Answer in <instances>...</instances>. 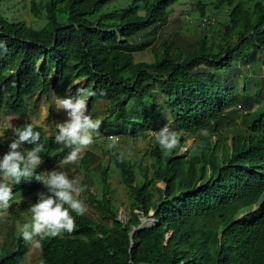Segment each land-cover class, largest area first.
Returning <instances> with one entry per match:
<instances>
[{
  "label": "trees",
  "instance_id": "obj_1",
  "mask_svg": "<svg viewBox=\"0 0 264 264\" xmlns=\"http://www.w3.org/2000/svg\"><path fill=\"white\" fill-rule=\"evenodd\" d=\"M111 1L41 0L44 24L40 28L10 21L0 11V41L5 44L0 48V110L23 111L26 98L36 91L48 100L51 89L56 96L67 97L69 85L84 79V87H75L73 93L91 89L96 93L89 97L91 101L107 103L103 114L111 133L134 134L139 128L160 127L168 115L180 134L178 146L170 152L153 140L152 175L163 184L156 201L148 189L147 169L138 183L130 162L114 151V166L131 201L127 222L118 221L112 210L108 175L103 169L100 198L83 186L100 220L71 212L76 224L72 233L37 238L42 263L264 264V98L257 97L255 84L247 86L244 80L243 95L253 94L258 104L255 110L237 115L233 110L236 87L218 83L215 75L228 70L237 57L252 63L254 77L249 80L258 82L256 65L249 56L251 49H264V5L256 2L248 12L237 0H216L214 9L230 8L225 35L235 38L232 43L226 39L227 46L217 53L205 38L188 54L171 56L168 47L161 54L154 49V61L146 63L134 62L124 45L163 22L167 8L178 0H151L142 14L138 3L145 0H132L118 13L90 20ZM36 8L32 3V12ZM203 9L200 6L202 13ZM59 16H64V23ZM199 68L207 71H197ZM51 75L57 78L53 84L48 81ZM37 106L33 102V111ZM236 118L243 131L233 135L227 145L220 133ZM4 123L12 137L24 125L16 115L6 116ZM33 126L45 144L36 169L42 174L71 149L62 150L54 137L46 139L41 126ZM183 134L215 136L216 143L202 144L198 155L180 157ZM24 147L30 150L34 145ZM93 161L90 153L80 159L87 177ZM20 190L50 194L35 178L13 187L14 193ZM255 206L258 208L253 210ZM151 212L154 223L130 236L141 224L140 215L148 217ZM26 250L19 236L13 249L1 248L0 264H18Z\"/></svg>",
  "mask_w": 264,
  "mask_h": 264
},
{
  "label": "rangeland",
  "instance_id": "obj_2",
  "mask_svg": "<svg viewBox=\"0 0 264 264\" xmlns=\"http://www.w3.org/2000/svg\"><path fill=\"white\" fill-rule=\"evenodd\" d=\"M131 1L113 0L92 16L90 20L95 22L102 15L112 12L118 13L128 6ZM150 1L145 0L138 3L141 14L144 7ZM215 1L178 0L167 8V16L163 22H159L157 25L146 29L128 40L124 45V49L132 55L134 62L149 63L154 61L152 51L154 49L161 54V51L168 47L171 56H175L178 53L188 54L196 49L199 42L205 38L207 45L211 46L213 51L217 53L219 48L227 46L225 45L227 42L225 27L229 25L230 8L224 6L220 9H214L213 3ZM236 2L240 3L244 10L248 12L252 11L256 2L264 5V0H237ZM32 3H35L37 6L35 12H32ZM200 6L204 7L203 13L200 10ZM0 11L10 21H22L33 28H40L44 24L41 0H0ZM203 17L214 19V24L203 26L201 24ZM59 22H65L64 16H59ZM227 40L228 43H232L235 38ZM121 41L122 39L119 37V42ZM251 51L252 53L249 57H251L250 60L253 57L256 65L258 82L253 79L249 80V78L254 77L251 71L253 65L242 58L234 57L228 70L215 73L218 83L236 87L237 94L235 95L233 110L237 115L255 110L258 104L253 94L243 95L242 87L244 80H247V86L255 84L258 88L257 97L260 99L264 98V49L256 51L251 49ZM251 51L249 50L245 54L248 55ZM197 71H207V69L199 68ZM56 79L55 75H51L48 81L53 84ZM84 84V79L75 80L67 88L66 96H75L73 93L74 88H83ZM251 88V91L254 92L255 88ZM39 93L40 91H36L32 97L26 98V107L23 111L15 112L6 107L0 110V155H3L8 150V144L14 139V137L7 134L4 123L6 116L16 115L24 124L41 126L45 131L46 139L55 136L56 124L63 123L68 119L66 111L62 108L58 109V99L60 97L56 96L52 89L49 92L50 100L47 99L46 95L40 97ZM35 101L38 103L36 112L33 111L32 107ZM106 106V102L98 99L91 101L88 97V114L102 122L98 134L94 136L93 144L82 150L77 162L65 163L64 157H62L58 162L46 166L42 174L53 170L65 171L68 173L69 178H78L87 192L96 198H100L102 187L101 172L105 169L110 185L111 195L109 199L112 210L116 212L117 220L125 223L129 217L131 201L128 189L121 182L119 170L114 166L112 158L114 151H118L123 158L130 162L138 183L142 181L144 169H147L148 189L152 200L156 201L160 196L158 190L162 189L163 184L155 180L152 175L151 165L154 161L150 158V151L153 148V140H155L154 133L167 125L176 132L177 136H180V134L174 129L169 116L166 115L164 124L160 127L151 129L139 128L134 134H130L127 131L124 134L115 135L111 133L105 124L108 121L103 114ZM242 131L240 118H236L234 124H230L224 128L220 135L221 138L225 139L226 144L230 145L232 136L240 134ZM182 136L185 138V143L178 153L180 157L198 155L202 144L208 143L213 146L216 143L215 136L190 137L184 134ZM114 137L118 138V143L114 147L109 148L108 144ZM86 153H90L94 159L89 177L85 176L80 166V159ZM41 185L44 184L41 182ZM41 193L45 196L50 195L41 190H20L15 192L16 198L11 202L10 208L8 210H0V250L1 248L13 249L15 247L17 238L21 236L19 232L21 225L31 219L28 208L38 201ZM79 198L83 199L87 205L84 214L94 220H100L96 207L90 202L85 191L79 194ZM257 208L258 206H255L253 210ZM139 218L142 219L141 216ZM23 243L27 250L25 255L18 261V264H43L39 246H37L36 242L29 243L23 240Z\"/></svg>",
  "mask_w": 264,
  "mask_h": 264
},
{
  "label": "clouds",
  "instance_id": "obj_3",
  "mask_svg": "<svg viewBox=\"0 0 264 264\" xmlns=\"http://www.w3.org/2000/svg\"><path fill=\"white\" fill-rule=\"evenodd\" d=\"M5 44L0 41V48ZM96 93L89 90H79L75 96L58 99V109L66 111L68 119L55 125L54 142L62 145L63 149H71L64 157L65 163L77 162L82 150L93 144L94 136L98 134L101 120L94 119L88 114V97ZM207 135L205 131L203 133ZM155 141L167 151H172L179 144L175 131L167 125L154 133ZM14 139L8 144V150L0 155V210H8L11 202L16 198L13 187L23 181L33 178L41 181L50 195H39L36 203L28 208L30 221L21 225L19 232L25 242H36L46 237H55L63 232L72 233L76 227L71 212L82 215L87 205L79 198L84 191L78 178H69L65 171H50L46 174H37L36 169L41 164V155L45 144L41 142V133L34 130L32 124L17 127ZM118 143V138H112L109 148ZM25 145H34L25 150ZM39 238V240H37Z\"/></svg>",
  "mask_w": 264,
  "mask_h": 264
},
{
  "label": "built area",
  "instance_id": "obj_4",
  "mask_svg": "<svg viewBox=\"0 0 264 264\" xmlns=\"http://www.w3.org/2000/svg\"><path fill=\"white\" fill-rule=\"evenodd\" d=\"M201 24L203 26H208V25H212L214 24V19L212 18H207V17H203L201 19ZM139 213V212H137ZM142 219H140L141 221H147L145 226H150L154 223V220H155V215L153 212L150 213V215L148 217H143L142 215H140Z\"/></svg>",
  "mask_w": 264,
  "mask_h": 264
},
{
  "label": "water",
  "instance_id": "obj_5",
  "mask_svg": "<svg viewBox=\"0 0 264 264\" xmlns=\"http://www.w3.org/2000/svg\"><path fill=\"white\" fill-rule=\"evenodd\" d=\"M155 215V214H154ZM146 220L145 221H141V224L137 227V228H135L131 233H130V236H132V234H133V232L136 230V229H140V228H142L143 226H145V224H146Z\"/></svg>",
  "mask_w": 264,
  "mask_h": 264
}]
</instances>
